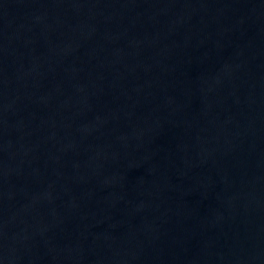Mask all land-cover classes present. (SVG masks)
Instances as JSON below:
<instances>
[{"label": "water", "instance_id": "obj_1", "mask_svg": "<svg viewBox=\"0 0 264 264\" xmlns=\"http://www.w3.org/2000/svg\"><path fill=\"white\" fill-rule=\"evenodd\" d=\"M0 264H264V0H0Z\"/></svg>", "mask_w": 264, "mask_h": 264}]
</instances>
